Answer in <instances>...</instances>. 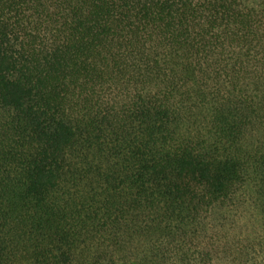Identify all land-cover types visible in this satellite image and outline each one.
Listing matches in <instances>:
<instances>
[{"label": "trees", "instance_id": "16d2710c", "mask_svg": "<svg viewBox=\"0 0 264 264\" xmlns=\"http://www.w3.org/2000/svg\"><path fill=\"white\" fill-rule=\"evenodd\" d=\"M236 223L264 250V0H0V264L183 263Z\"/></svg>", "mask_w": 264, "mask_h": 264}, {"label": "rangeland", "instance_id": "374dc122", "mask_svg": "<svg viewBox=\"0 0 264 264\" xmlns=\"http://www.w3.org/2000/svg\"><path fill=\"white\" fill-rule=\"evenodd\" d=\"M232 228L235 232L234 235L230 233L231 235L228 236H208L213 241L211 243L214 244V248L219 249V252L216 253L214 257L212 255L205 258V256L201 253L196 252V256L190 253V256L188 255L189 260L180 263L176 255H170L169 257L171 258V261L169 264H264V250L260 247V245H257V243L260 242L259 238L257 236L250 237L248 234L244 235L246 234V230L241 224L236 223V226H233ZM250 230L251 229L249 228L247 232H250ZM203 247L205 248V246ZM236 248L247 249L244 251L245 256L237 255L235 252ZM228 249V252L231 254L230 256L225 255V250Z\"/></svg>", "mask_w": 264, "mask_h": 264}]
</instances>
